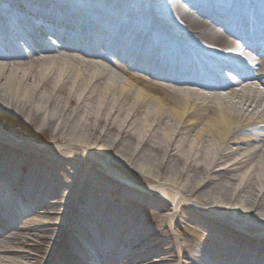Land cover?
<instances>
[{"label":"bare ground","instance_id":"1","mask_svg":"<svg viewBox=\"0 0 264 264\" xmlns=\"http://www.w3.org/2000/svg\"><path fill=\"white\" fill-rule=\"evenodd\" d=\"M9 114L74 148L0 142V264H264V0H0Z\"/></svg>","mask_w":264,"mask_h":264},{"label":"rangeland","instance_id":"2","mask_svg":"<svg viewBox=\"0 0 264 264\" xmlns=\"http://www.w3.org/2000/svg\"><path fill=\"white\" fill-rule=\"evenodd\" d=\"M111 63H114V64H110V65L116 71L117 74H119L123 78H127L128 77L127 75H125V73L123 71H121L119 69V68H121L122 70L124 69L123 67L120 66L121 62L119 60L116 59L115 62H111ZM0 122L6 124V130H0V134H3V135L7 136L6 138H1L0 137V142L4 140L6 142V145L12 141L11 137H13V136H9L10 131L11 130H13V131L15 130L17 132V134H18V138H20V139L21 138H23V139H29V138L34 139L33 142H29V143L34 145L35 148H37L39 150H51L52 148H66V147H68V149L69 148H74L72 145H67V144L62 145L60 143L54 144V142H51L49 130L42 131V132H40L39 130H35V126L34 125H29V124L25 123V121L22 118H17L15 116L11 115V114H9V116L6 115V116H3V117H0ZM13 142H15L14 144H18V143L20 144V142H17L15 140H13ZM26 142L28 143V141H26ZM18 147L21 149L20 152L22 150L26 151L29 148V146H26L24 144L21 145V146H18ZM82 153L84 155L87 154L86 151H84ZM87 156L90 159L89 163L92 164V163H98L99 162L98 159H96V158H94V157H92V156H90L88 154H87ZM57 163H58V166L55 168L54 173L58 172L59 174H61L58 177V180L66 185L68 183V181L71 180V176L73 175L72 174L73 166H77V165L76 164H70V163L65 164V163H63V161H58ZM108 172L111 174L110 171H108ZM98 194H99V191H97L96 189H93V190L91 189L89 191V195L92 196V197H95ZM102 194H106L107 196L109 195L107 193H102ZM108 197H110V195ZM155 205H156V207H158L159 210L162 209V206L160 204L156 203ZM25 211H27V210H25ZM144 216H145V219L148 222H150V217L147 216L145 212H144ZM31 227L32 228H36V225H32ZM177 231H178V229H175V232H177ZM188 236L190 238H192V240H196V239H201L202 238V237L198 236V233L193 231V230H190L188 233H186V237H188ZM201 240H203L204 243L208 244V245L214 244L216 246H222V244H225V241L223 240V237H220L217 240L216 239L215 240H208V239H205V238H203ZM186 243H188V242H186Z\"/></svg>","mask_w":264,"mask_h":264}]
</instances>
